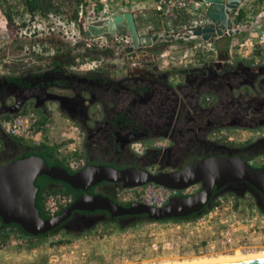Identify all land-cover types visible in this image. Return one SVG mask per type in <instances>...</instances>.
<instances>
[{"label": "flooded vegetation", "instance_id": "1", "mask_svg": "<svg viewBox=\"0 0 264 264\" xmlns=\"http://www.w3.org/2000/svg\"><path fill=\"white\" fill-rule=\"evenodd\" d=\"M228 37L215 43L217 51L226 52L224 40ZM130 47L134 48V44ZM165 47L162 40L152 36L151 46L134 48L130 54L126 49L125 55L113 60L110 68L105 65L93 70L58 68L53 64L61 58L57 54L42 65L33 60L22 63L21 58L31 56L29 50H25L24 56L22 50L12 54L8 48L2 49L0 54L8 60V64H4L8 65V71L0 74V161H3L0 166L30 150V140L10 134L4 126V122L29 106L40 118L46 116L48 121L63 119L76 128L80 136L76 156L81 160V166L73 169L59 157L76 172L90 166L123 169L153 164H156L153 166L158 168L157 172H168L211 156L241 158L253 165L254 157L264 156V81L256 80L262 97L246 99L241 96L242 89L239 88L238 103L231 100L219 106L218 101H204L197 84L206 74L205 70L220 73L221 82L228 81L231 72L238 82H247L241 72L234 71L236 65H245L252 70L263 69L264 49L242 55L235 49L231 55L228 53L229 58L223 55L219 62L186 70L162 67L161 52ZM18 64L22 67L17 69ZM174 70L187 71L189 77L180 72L174 74ZM227 84L235 95L233 86ZM259 86L254 89L258 91ZM236 128L253 129L256 138L244 145L228 146L216 136L223 129ZM185 158L189 159L188 162H183ZM118 186L120 184L101 183L84 194L111 195V190ZM201 189V186H194L189 195ZM250 190L255 194L256 205L264 210V197ZM74 216L75 220L88 217L80 221V229L76 228L80 232L88 231L93 222L108 220V213L103 211L74 213Z\"/></svg>", "mask_w": 264, "mask_h": 264}, {"label": "built area", "instance_id": "2", "mask_svg": "<svg viewBox=\"0 0 264 264\" xmlns=\"http://www.w3.org/2000/svg\"><path fill=\"white\" fill-rule=\"evenodd\" d=\"M130 2H133V0H83L78 7L79 19L77 21L69 22L66 16L56 17L54 13L50 12L46 15H41L45 17L42 18L46 19L44 21L39 20V17H35L33 20L17 23L18 34L20 37L28 39H42L51 35H59L61 38L68 40L74 39L73 35L75 34H82L84 48H96L111 52L114 50L115 52H119L120 50L125 51L128 46L133 44L130 33L124 32L111 37L85 39L83 32L87 27L83 26L80 31L81 26L79 23H82L86 19L91 23L102 21L111 18L116 13H125L129 9ZM69 3L68 1L64 2V8H69ZM262 3L263 6L255 16L251 17L248 15L242 23L235 24V29L239 32H246L247 38L242 42L234 38L233 41L238 44L236 46L232 45L228 52L230 55L237 49L239 44L249 53L258 48L264 49V1ZM207 7L208 3L205 0H156L155 11L162 20L165 30L158 33L155 32L152 36L158 40H162L166 45L164 51L161 52L163 68H183L187 70L207 63L221 61L219 60L220 52L215 48V43L205 42L194 33L197 28L209 24L210 21L206 16ZM70 26H76L77 31L72 30V32H69ZM153 30L155 29L149 27L146 32ZM72 41L74 43L75 39ZM73 45L76 46L77 44ZM36 50V46H33L32 49H29V52H36ZM109 59L111 58L100 60L87 59L80 66V70H93L103 62L109 61ZM7 61L0 58V74L3 73V67ZM4 126L10 134L37 144V136L44 128L35 115H28L26 113L12 117L9 121L4 122ZM67 127L69 130H74L77 133L76 128L72 127L69 122H67ZM229 134L221 132L217 138L220 140H230L231 135ZM63 136L68 137L66 138L67 142L64 143L70 144L64 150L60 148L61 146L59 147V157L65 159L73 169H79L82 162L76 155L79 149L80 136L78 133L76 137H72L73 139L64 133ZM190 189L175 190L155 184H148L142 187L123 188L117 193V199L123 204L142 203L152 207H163L175 197L188 196ZM74 203L75 197L72 194L62 192L45 193L43 209L48 218H54L66 212ZM231 203L228 208L232 212L230 216L221 220L219 218L213 219L210 218L211 212H209L200 218L199 225L207 228H220L219 232H214L207 241L208 245L206 249L200 250L201 254L222 255L237 251L257 252L260 249H264V215L255 209H252L246 215L237 214L238 211L234 208L235 200L231 201ZM224 209L226 208L221 205L216 206L213 210L220 212ZM242 217L246 218L243 219ZM242 220L245 222L244 225L242 224ZM6 231L11 234V240L18 241L21 244H31L28 236L20 231L13 228H8ZM127 234V232L119 231L109 234L107 232L102 233L99 230L91 235L82 237L79 243L96 242L111 236L125 237ZM73 243L77 242L73 241V239H68L65 242H60L59 240L53 246L62 247L69 244L72 246ZM82 255L85 256L86 254L83 253Z\"/></svg>", "mask_w": 264, "mask_h": 264}, {"label": "water", "instance_id": "3", "mask_svg": "<svg viewBox=\"0 0 264 264\" xmlns=\"http://www.w3.org/2000/svg\"><path fill=\"white\" fill-rule=\"evenodd\" d=\"M205 1L208 3L206 16L210 22L197 28L194 32L196 36L205 42L216 43L221 38L239 33L235 29V18L245 0ZM124 32L131 34L134 48L152 44L151 35L140 34L136 18L130 12L116 13L109 19L92 22L83 35L85 39H92ZM134 48H127L126 53L130 54ZM223 55L229 58L227 52H220L219 60H222ZM43 175L83 191L101 183L120 184L123 188L155 184L175 190L194 186H201L202 189L193 195L175 197L163 207L142 203H131L126 207L108 196L85 193L63 214L43 218L36 206L39 189L35 185L36 179ZM235 184L251 186L264 197V166L254 167L241 158L211 156L168 172L154 173L137 167L119 169L112 166H90L71 174L63 167L49 166L39 156H31L0 166V218L6 225H19L25 233L33 236L62 228L80 229V221H85L88 217L72 219L74 212L103 211L113 218L144 216L152 222H164L201 213L212 202L215 190ZM94 224L93 222L91 225ZM229 264H264V259Z\"/></svg>", "mask_w": 264, "mask_h": 264}, {"label": "rangeland", "instance_id": "4", "mask_svg": "<svg viewBox=\"0 0 264 264\" xmlns=\"http://www.w3.org/2000/svg\"><path fill=\"white\" fill-rule=\"evenodd\" d=\"M257 0H245L241 8H244L249 16H255L258 10L263 6V3H256ZM18 2V3H16ZM11 1L7 7L15 6V4L20 7L21 1ZM24 7L22 6L19 10L17 8L13 11L15 15V20L18 23H24L29 20L28 16H25V13L21 12ZM69 8L65 7L64 10H68ZM54 16L59 17H67L70 13L65 15L63 12L57 13L53 12ZM73 13L70 14L72 16ZM41 21L46 19L44 16H37ZM68 19V17H67ZM79 19V17H78ZM70 22V20H69ZM91 22L86 19L82 23H79L82 27L85 28ZM17 22L12 23V25H8L5 29V32L2 34L0 33V48L2 49H9L10 53L15 54L19 52L25 53V48L23 47H30L31 49L33 46H36V52H32L31 56L26 58H21V62L24 63L25 61L36 62L35 64L42 65L43 63L48 62L49 58L55 54V49H49L41 44L38 40L40 38L28 39L24 37H20L18 34ZM72 30L77 31V27L70 26L69 32ZM164 31V30H162ZM161 31V32H162ZM153 35L155 32H160L158 29L153 31H149ZM243 33V40L247 38L246 32ZM239 34V33H238ZM151 35V36H152ZM71 37V36H69ZM75 39L74 43L72 40L74 39H66V41L71 42L72 44H80L84 41L82 38V34H75L73 35ZM158 40L157 38H154ZM232 44L236 46L238 43H235L232 40ZM74 46V45H73ZM48 48L47 50H45ZM237 52L239 54H244V48L239 44L237 46ZM164 51V50H163ZM46 52V53H45ZM78 52H85L84 48L77 49L75 51ZM113 56L109 61L103 62L100 66L109 65L113 66V60L120 59L122 56L125 55L123 50L119 52H112ZM12 57V56H11ZM23 57V55H21ZM1 59L7 60V58L1 54ZM40 59V60H39ZM87 59L82 60L78 58L76 60V65L69 67V69H76L80 70V66L86 62ZM8 64V62L6 63ZM16 66V68H21L20 64ZM122 66V65H120ZM7 67H3L4 70ZM201 75V74H198ZM257 87L260 85L258 81H256ZM259 91V92H258ZM256 89H242L240 92L241 96L245 97L246 99H250L253 96L262 97V90H260V86ZM239 92H235V95H238ZM256 103V102H255ZM254 103V104H255ZM28 115H35L38 119L40 116H37L35 112L31 109V107H27L24 112ZM21 114V113H20ZM221 132H231V139L230 140H220L223 144L228 146H236V145H244L247 142L253 141L256 138V132H253V129L249 128H236V129H223ZM221 132L217 133L221 134ZM68 137H64L62 134V127H60L59 123H56L55 120L50 119L44 125V128L41 133L37 136V141L39 144L41 143H48L49 145H59L61 144L60 148L63 150L66 149V146H69L70 143L67 142ZM162 142V141H161ZM74 146V145H73ZM59 153V152H58ZM188 158L184 159L183 162H188ZM3 161H0V164ZM253 166L256 167H263L264 166V156H256L253 158ZM156 165V164H153ZM144 166V169H147L151 172H157L158 168L155 166ZM156 170V171H155ZM231 199L229 202H223L222 206L226 209L222 211H214L213 209L210 211L211 217L213 219L219 218V220L230 216L232 214L231 210H229V206L232 204ZM239 214V211L237 212ZM203 216V215H202ZM197 217L192 222H154L149 224H141L137 228L131 231H124L127 232V236L125 237H107L105 239H101L100 241L96 242H87V243H79V240L82 238L78 237H70L69 239L77 243H73L71 246H62V247H55L53 246L55 242L60 240L62 234H56L55 236H51L44 241H41L40 244L31 243L28 244H21L18 241L7 239L5 242L0 243V264H182V263H190L199 261L203 258H214V257H224V256H234L237 252L239 253H248L237 251L231 254H219V255H209L207 253H200L201 249H206L207 241L211 238L212 234L219 232L220 228H207L203 227V225H199L200 218ZM237 216V215H236ZM243 219L246 217H242ZM242 224L244 225L245 222L242 220ZM101 231L102 233L107 232L109 234L114 233L113 231H106L102 228H94L91 232ZM89 234V235H91ZM88 236V235H86ZM263 238V236H261ZM156 248H155V247ZM264 246V245H263ZM253 251H249L252 253ZM255 252V251H254ZM264 252V249H260L255 253ZM85 253L86 255L83 256L82 254Z\"/></svg>", "mask_w": 264, "mask_h": 264}, {"label": "trees", "instance_id": "5", "mask_svg": "<svg viewBox=\"0 0 264 264\" xmlns=\"http://www.w3.org/2000/svg\"><path fill=\"white\" fill-rule=\"evenodd\" d=\"M3 5L7 6L11 1H16V0H0ZM70 2V9L67 11L64 10V2ZM83 0H21L20 4L23 3V5L26 7V11H29L30 14L33 16L36 15H46L50 12H57V13H64L67 15V13H73L72 16H67L68 20L70 22L72 21H77L78 20V7L82 3ZM264 0H257L256 3H262ZM19 4V5H20ZM14 6H8V8H11ZM16 8V7H15ZM17 8H19L17 6ZM7 15L9 19H11L12 14L7 12ZM247 12L240 8L238 11V14L236 15L235 18V24H240L242 23L246 18H247ZM12 21V20H11ZM234 38H237L239 40H243V34H235L234 36L228 37L227 39L224 40L225 42V51L228 53L230 50V44H232V40ZM41 44L45 47H48L49 49H55V54H57L60 58V60L54 61L53 64L54 66H58V68H64V67H71L76 65V60L78 58H81L82 60L85 59H90V60H100V59H108L112 58L113 54L109 50H99V49H87L84 48V44L80 43L76 46H73L71 42L66 41L65 39L61 38L59 35H51L47 36L42 39H38ZM228 47V48H227ZM230 47V48H229ZM25 50H29L30 47H23ZM84 48L85 52L81 53L78 52L76 53L75 51L77 49ZM47 50V49H45ZM110 68L108 65L106 66ZM206 74L202 76L200 81H197V84L200 86V93L203 95V100L206 101L207 99H212L214 101H218V106L222 103L226 104V102L233 100L234 104L238 103V96L234 95L233 92L229 89V85L233 86V89L237 91V89H254L256 86L255 81L260 79L261 81H264V68L260 70H252L249 69L245 65H236V69L234 71L241 72L242 75L245 77L247 82H238L235 75L232 74V72L229 74L228 81H220L219 79V74L214 72V70H205ZM182 75H185L187 78L189 76L187 71H179V70H174V74L179 73ZM217 77V78H216ZM239 89V90H241ZM231 108V107H230ZM198 110V108H194V111ZM47 117L43 116L40 118L39 122L41 123L42 126H44L47 123ZM30 144V150H27L23 152V154L20 157H17L14 159V161H17L19 159L23 158H28L31 156H39L45 160V162L49 166H60L65 168L66 170L69 171V173L73 174L76 171L72 170V168H69L67 164L64 163L59 158V147L60 145H49L48 143H41L40 145H35L32 141H29ZM36 187L39 189L36 197V206L40 212V215L43 218H48L44 212L43 209V198L45 193H56V192H62V193H68V194H73L75 196V200L80 198L82 194H84L83 190H78L74 189L71 185L61 182V181H55L51 179L48 176H39L36 181H35ZM54 185V186H52ZM238 185H241L238 186ZM231 187H237V189H232L230 186L226 187L224 190H215V196L210 203V205L201 213H198L194 216H190L187 218H182V219H173V220H168L164 222H187V221H192L197 217H200L204 214L209 213L212 209H214L216 206H221L223 202H229L231 199L235 200V209L239 211L240 214H249L252 209H257L261 214L264 215V210L256 205V197L255 194L251 188V186H247L246 184H235L232 185ZM243 187H250L249 188H243ZM123 189V187L120 185L116 187L115 189L111 190L112 193L111 195H106L113 201H117V193L119 190ZM254 190V189H253ZM256 191V190H255ZM92 192V191H90ZM257 193V192H256ZM261 195V194H260ZM263 197V196H262ZM118 202V201H117ZM122 205L128 207L130 204H123ZM258 206V207H257ZM74 213H80V212H74ZM73 213V215H74ZM75 217L73 216L72 219ZM130 218H123V217H111L110 214H108V220H103V221H98L96 222L93 226L88 231H77L76 228L74 230H67L65 228L62 229H56L51 231L50 233L47 234H42L38 236H33L25 233L23 229L16 224H10L6 225L2 219L0 218V243L5 242L8 238L10 239L11 234L7 232L6 230L8 228H13L21 233L25 234L28 236L30 239L31 243H36L40 244L41 241L46 240L47 238L51 236H55L56 234H62L60 237V242H65L67 241L70 237H84L86 235L91 234V232L94 230V228H102L103 230L106 231H119V232H124V231H131L135 228H137L141 224H149V223H154L150 220H147L144 216H139L134 218L133 220H130ZM76 230V231H75ZM4 232V233H2Z\"/></svg>", "mask_w": 264, "mask_h": 264}, {"label": "crops", "instance_id": "6", "mask_svg": "<svg viewBox=\"0 0 264 264\" xmlns=\"http://www.w3.org/2000/svg\"><path fill=\"white\" fill-rule=\"evenodd\" d=\"M16 1H21V0H16ZM155 4H156V0H133V2L129 3V9L127 12L134 14L136 18L138 30L141 34L145 35V32L149 27L153 29H158L160 32L162 30H165L162 20L159 18L158 14L155 11ZM17 6L18 5L15 4L14 7L8 8L7 6L3 5L2 2L0 1V33L3 34L5 32V29L8 27V25L9 26L12 25L13 21L18 23V21L14 19L15 15L13 13V11L17 8ZM22 6L24 8L21 10V12L25 13V16H28L29 20H33L35 17H37V15L33 16L32 14H30L29 11H26V7L23 5V3L20 4L19 8H21ZM19 8H17V10L20 11ZM7 12L12 14L11 19H9ZM146 35H151V34H146ZM56 123H59L60 127H62V134L64 133L68 135L70 138L76 137L77 133L74 130H69L66 121H63L62 119L56 121Z\"/></svg>", "mask_w": 264, "mask_h": 264}, {"label": "bare ground", "instance_id": "7", "mask_svg": "<svg viewBox=\"0 0 264 264\" xmlns=\"http://www.w3.org/2000/svg\"><path fill=\"white\" fill-rule=\"evenodd\" d=\"M264 259V252L260 253H239L237 252L234 256H224V257H214V258H203L199 261L182 263V264H229V263H238L245 261H253Z\"/></svg>", "mask_w": 264, "mask_h": 264}]
</instances>
